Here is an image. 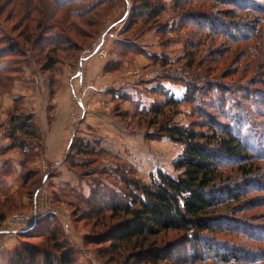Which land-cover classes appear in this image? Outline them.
I'll list each match as a JSON object with an SVG mask.
<instances>
[{
	"label": "rangeland",
	"instance_id": "obj_1",
	"mask_svg": "<svg viewBox=\"0 0 264 264\" xmlns=\"http://www.w3.org/2000/svg\"><path fill=\"white\" fill-rule=\"evenodd\" d=\"M38 1L39 6L54 13L55 21L63 23L59 28L62 32L58 29L35 32V20L40 18L35 9L27 14L30 22H22L21 16L28 6H36ZM142 1L84 0L97 8L84 20H79L62 7L52 8L54 0H0V49L14 42L22 44L21 54L8 56L0 62V106L5 104L7 94H12L14 85H21L23 89L24 82L32 80L34 92H31H40V109H47L49 120H54L49 113L55 111L53 102L59 76L67 73L71 85H76L69 103L71 129L69 133L65 130L66 135L73 133L71 144L76 149L71 150L70 144L64 159L60 163H48L44 173L36 166L34 170L26 166L24 177L14 172L6 179L12 191L6 197L0 194L1 217L5 218L0 223V264L15 263L16 253L26 246L35 247L40 253H55L57 245L72 249L77 264H148L136 261L132 247L115 252L109 242L101 241L105 227L119 221L112 218V211L104 204L128 202L134 190L133 181L148 184L159 171L175 175V163L183 154V146L165 136L162 128L177 124L208 131L207 115L232 132L241 131L252 151L241 163L255 167L248 186H243L247 191L242 199L245 201L237 207L245 209L244 214L231 216L228 224L226 220L221 221L218 230L223 227L226 231H218L216 238L227 249H238L237 256L247 252L246 256L264 257V70H259L260 76L255 77L256 62H252L259 57L254 49L264 38L259 37V34L264 36V0H243L240 15L234 19V27L239 30L234 32L227 31V27L209 30L204 26L206 17L199 19V14L188 12H210L212 20L224 21L227 19L224 12L229 8L222 3L148 0L154 6L164 4L166 10L159 18L145 24L143 20L135 22ZM252 4L256 12L250 10ZM26 24H29L27 31L35 32L37 42L34 45L23 44ZM255 26L259 27V32L253 30ZM55 36L61 41L57 45L53 41ZM54 48L58 49L55 68L44 71L46 54ZM250 52L251 62L247 56H242ZM89 56L98 62L94 72L103 75H91V84L84 86V74H87L84 61ZM12 58L18 60L12 61ZM9 71L10 75H16L9 81V84L12 82L10 90L6 88L9 84L3 83ZM25 74L30 75L25 78ZM105 77L113 79L107 90L108 85L105 87L98 82ZM206 78L213 82V94L202 85ZM44 82L47 92L40 87ZM128 84L132 89L125 91ZM232 84L241 89H233ZM191 88L198 91L195 97ZM91 91L97 102L91 99V134H88L90 131L77 127L88 113L87 95ZM213 95L218 98L217 104L211 100ZM171 96L176 104H168ZM23 99L22 96L15 99L16 110H23ZM156 110L161 112L157 114ZM17 115L34 117L38 139L27 141L23 149L16 151L27 161H36L45 154L43 142L50 139L49 132L40 128L33 113ZM10 117L5 121L0 119V129L9 126ZM105 132L108 133L105 135ZM79 146L83 152H77ZM227 162L235 165L226 172H235L239 160ZM63 166L75 180L59 171ZM0 181L4 179L0 177ZM96 203L102 214L98 213V208L94 212ZM36 209L37 224L50 223L48 228L56 227L60 232L57 240L52 239L49 232H38L32 238L24 237L21 232L5 240L4 233L14 216L32 217ZM230 231L232 233H228ZM160 243L161 247L174 243L175 248L180 246L183 250L179 249L180 254L159 264H221L213 260L191 262L187 242L178 234H170ZM38 261L36 264L43 262L41 258ZM242 264L264 262L255 259Z\"/></svg>",
	"mask_w": 264,
	"mask_h": 264
},
{
	"label": "trees",
	"instance_id": "obj_2",
	"mask_svg": "<svg viewBox=\"0 0 264 264\" xmlns=\"http://www.w3.org/2000/svg\"><path fill=\"white\" fill-rule=\"evenodd\" d=\"M54 1L52 8L62 7L66 12L69 11L72 17L79 20L91 14L97 8V5L91 6L90 2H83L84 0ZM209 1H213L217 5L222 3V5L229 8L224 12V16L227 18L226 21L224 20L225 17H222L224 21H219L221 24H218L217 19L212 20V13L210 12L205 14L201 11H196V13L193 10L188 12L199 14V19L206 17L204 18V26H207L209 30L215 27H227V31H237L238 28L234 27V19H237L240 15L239 10L243 6V0ZM80 3L83 4L82 7ZM37 4L36 6H28L27 12L21 16L22 22H30L31 18L27 17V14L35 9L40 16L38 21L35 20V23L37 22L35 32H45L51 29L61 31L59 29L61 23L55 21L54 13L51 10H46L43 6H39V1ZM251 6L253 7L250 10L255 11V5L252 4ZM202 8L204 7L201 6L200 9L202 10ZM165 10L166 6L164 4L154 6L150 1L143 0L141 7L138 9V12H140L136 14L138 19H135V22L143 20L145 24H148L149 21L159 18ZM241 11L244 10L241 9ZM25 27L27 34L23 44L34 45L37 42L34 38L35 32L27 31L29 24H26ZM253 30L259 32V27L255 26ZM259 37L261 39L264 36L259 34ZM2 38L5 39V36H2ZM53 41L55 45L61 42L58 36H55ZM21 45L14 42L9 47L0 49V62L8 56L21 54ZM57 50L54 48L46 54L47 62L42 65L44 71H51L55 68L56 61L54 60H57ZM254 50L259 53L258 59H252V62H256L254 66L255 77H259V70H264V38ZM242 56H247V59L251 62V52L250 55ZM13 60L18 59L12 58ZM11 73L9 71L7 74L10 75ZM9 75L4 77L3 83L5 85L6 83L8 85L9 81L14 80L16 77V75ZM212 83L207 78L202 83L210 89V94L214 93ZM11 84L12 82L6 88L10 90ZM231 87L237 90L241 89V87H236L234 84ZM190 92L195 97L198 91L191 88ZM211 100L215 104L218 103V98L214 95L211 96ZM223 101H225V98H223ZM176 102L172 98L168 104H176ZM160 112L161 110H156L155 113L159 114ZM17 114L11 115L9 126L6 128L13 150L23 149L27 141L38 139L37 129H35L33 122L34 117L32 115L18 116ZM205 121L207 122L205 124L208 131L200 128L196 129L195 127H182L177 124L162 128L165 136L183 146V154L175 163V175L159 171L148 184L133 181L132 189L134 190L130 198H127L128 202H119L110 206L104 204L112 211V218H118L119 221L108 226L104 225L106 231L102 234L104 236L101 241L109 242L115 252H120L122 248L132 247V256L137 262L159 264V262L165 261L173 255L180 254L179 249H182V247L175 248L174 243H170L165 247L160 246L162 245L160 242L164 237L166 238L170 234H178L187 242L190 251L188 257L194 263L213 260L221 264H242L244 262H254L255 259H259L260 263L264 262V257L258 254L246 256L248 255L247 252H243L242 256H237L238 249L229 250L216 238V235L220 233L218 231H226L223 227L218 230V224L221 221L226 220V224H228L227 220H231V216L244 214L243 210L245 209L237 207L243 205L245 201H242V199L247 196V191L243 186H248L249 178L255 173V167L241 163L242 160L250 157L252 151L243 140L240 130L237 131L239 133L232 132L231 129L214 121L209 115L205 117ZM80 146L77 152H83L84 149ZM70 148L74 150L76 146L71 144ZM229 159L236 162L239 160V163H236V168H234L235 172H226V169L232 167L231 165H235L228 163ZM23 182L25 184L24 180ZM97 208L98 213L102 214L103 212H101V208L99 209L98 203L93 208L94 212ZM2 213L3 211L0 208V223L5 220L1 217ZM49 225L51 224L41 225L38 223L34 228L21 234L24 237L32 238L38 232L40 234L49 232L50 237L57 240L60 232L54 226L48 228ZM55 251V253L52 251L40 253L39 249L26 246L16 253V262L13 264H36L40 258L43 261L42 264H77L72 249L57 245Z\"/></svg>",
	"mask_w": 264,
	"mask_h": 264
},
{
	"label": "crops",
	"instance_id": "obj_3",
	"mask_svg": "<svg viewBox=\"0 0 264 264\" xmlns=\"http://www.w3.org/2000/svg\"><path fill=\"white\" fill-rule=\"evenodd\" d=\"M97 67H98V62L95 59H91V56L86 58V61H84V70L87 71V74H84V86H86L87 83L91 84V79H92L91 75L95 77H99L103 75V73H100L99 75L98 73L94 72V68ZM29 75L30 74L27 75L25 74L24 76L26 78ZM98 82L102 83L103 86L105 87L108 85L105 88V90H107L109 86L113 84V79L112 78L109 79V77H105L104 79L99 80ZM24 85H26V87L23 89L21 88V85L20 86L18 84L14 85L15 88L12 91V94L11 93H10L11 95L7 94L6 98L4 99L5 104L3 106H0V119L3 121L8 120L10 117L9 114L33 113L36 117L37 123L39 124L40 128H42L43 130L47 129V131L49 132L50 139L48 140V142L47 139L45 143L43 142L45 154H41V156H39L36 159V161H27L25 159V156L20 151H16V149L14 150L11 149V141L6 132L7 127L4 129H0V177L4 179V181L0 183V186L5 187V189H0V194L2 193L4 197L8 196V194H10L12 191L11 189H9L10 182L6 181V179L9 178L10 174L15 172L17 176L22 175V177H24L26 166L30 167L31 170H34L36 166L38 167L40 172L44 173L48 168V163L50 162L60 163L64 159L65 154L73 138V133L70 132V135H66L67 133L65 132V130H67V132L69 133L68 129H71V123H70L71 111L69 109V105H70L69 103H70V96L72 93V89L76 88L75 84L71 85L68 74L65 73L59 76L58 78L57 94L55 97V101L53 102L55 103V108H54L55 111L53 113L52 112L49 113V114H53L54 120L53 119L49 120V117L47 116L48 114L47 109H40L41 97L40 95H38L40 92L38 90H35V93H32L34 92L32 91L33 88L32 80H27L26 82H24ZM40 87H42L47 92L45 82ZM124 89L125 91H130L132 88L128 84V87L126 88L125 86ZM93 95H94V91H91L89 95H87L88 113L85 116L84 121L80 123L81 126L77 127L78 129L83 130L85 132L90 131L88 134H91V103H92L91 99L95 101L94 103L97 102L96 99L92 98ZM19 96H22L24 98L22 111H18L16 110V107H14L15 104L14 101ZM46 97H48L49 99L48 93ZM42 101L45 100L42 99ZM107 133L108 132H105L104 134L106 135ZM59 171H61L63 175L73 177V179L75 180V177L68 172L65 166L60 167ZM73 184H76L75 181Z\"/></svg>",
	"mask_w": 264,
	"mask_h": 264
},
{
	"label": "built area",
	"instance_id": "obj_4",
	"mask_svg": "<svg viewBox=\"0 0 264 264\" xmlns=\"http://www.w3.org/2000/svg\"><path fill=\"white\" fill-rule=\"evenodd\" d=\"M32 214V217L24 216L19 218L18 216H14L12 223L7 226V231H5L4 233L3 237L5 238V240H7L6 238H10V236L12 235L32 229L39 220L37 209ZM15 222L17 223L15 224Z\"/></svg>",
	"mask_w": 264,
	"mask_h": 264
},
{
	"label": "bare ground",
	"instance_id": "obj_5",
	"mask_svg": "<svg viewBox=\"0 0 264 264\" xmlns=\"http://www.w3.org/2000/svg\"><path fill=\"white\" fill-rule=\"evenodd\" d=\"M17 222H15V224H16Z\"/></svg>",
	"mask_w": 264,
	"mask_h": 264
}]
</instances>
